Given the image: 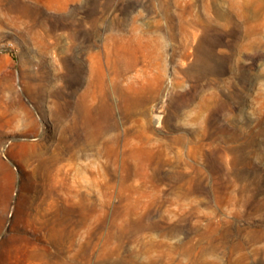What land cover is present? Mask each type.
Here are the masks:
<instances>
[{"label":"rangeland","instance_id":"1","mask_svg":"<svg viewBox=\"0 0 264 264\" xmlns=\"http://www.w3.org/2000/svg\"><path fill=\"white\" fill-rule=\"evenodd\" d=\"M0 264H264V0H0Z\"/></svg>","mask_w":264,"mask_h":264},{"label":"bare ground","instance_id":"2","mask_svg":"<svg viewBox=\"0 0 264 264\" xmlns=\"http://www.w3.org/2000/svg\"><path fill=\"white\" fill-rule=\"evenodd\" d=\"M41 94V93H40ZM93 94L92 93H87L81 100H80V102H78L77 103V105H78V107H79V109L80 110H84V111H86V112H88L89 111V107H90V103H91V101H92V98H93ZM65 110V109H64ZM64 110L62 109L61 110V112H63L64 113ZM80 110H79V112H80ZM68 111V110H67ZM143 111V110H142ZM66 112V111H65ZM135 112V111H134ZM92 113V112H91ZM61 114V113H60ZM65 114V113H64ZM65 125H67V124H65ZM61 139V138H60ZM97 140V139H96ZM91 141H93V139L91 140ZM59 145V144H58ZM57 145V146H58ZM63 145V144H62ZM67 146V145H66ZM45 148H46V146H45ZM50 148H52V147H50ZM58 148V147H57ZM65 148V147H64ZM68 148V147H67ZM43 149V148H42ZM48 149V148H47ZM52 150V149H51ZM58 150V149H57ZM60 150V149H59ZM48 150H46V152H47ZM50 151V150H49ZM48 151V152H49ZM54 151V150H53ZM61 151V150H60ZM59 151V152H60ZM74 151V150H73ZM72 151V152H73ZM51 152V151H50ZM56 152H58V151H56ZM68 152H70L69 150H68ZM117 152V151H116ZM61 153V152H60ZM60 153H54V154H52L51 156H47V157H45L44 155H45V152H35L32 156H30V158L32 157V158H36V157H39V158H42V162H41V166H40V168H41V170H42V172H44L45 174H49V173H51L52 172V169H53V167H54V165H55V163H56V161L58 160V159H60L61 157H62V155L60 154ZM48 154V153H47ZM51 154V153H50ZM73 155V154H72ZM116 155V154H115ZM64 157V156H63ZM36 160V159H35ZM36 161H38V160H36ZM74 165V164H73Z\"/></svg>","mask_w":264,"mask_h":264},{"label":"water","instance_id":"3","mask_svg":"<svg viewBox=\"0 0 264 264\" xmlns=\"http://www.w3.org/2000/svg\"><path fill=\"white\" fill-rule=\"evenodd\" d=\"M161 118V115L160 114H156L155 116H154V119H156V120H159Z\"/></svg>","mask_w":264,"mask_h":264}]
</instances>
